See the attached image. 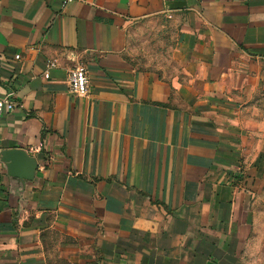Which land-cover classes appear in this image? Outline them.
Returning a JSON list of instances; mask_svg holds the SVG:
<instances>
[{
    "label": "crops",
    "instance_id": "obj_1",
    "mask_svg": "<svg viewBox=\"0 0 264 264\" xmlns=\"http://www.w3.org/2000/svg\"><path fill=\"white\" fill-rule=\"evenodd\" d=\"M60 3L0 0V264H246L264 0ZM164 16L174 67L135 69L130 27Z\"/></svg>",
    "mask_w": 264,
    "mask_h": 264
},
{
    "label": "rangeland",
    "instance_id": "obj_2",
    "mask_svg": "<svg viewBox=\"0 0 264 264\" xmlns=\"http://www.w3.org/2000/svg\"><path fill=\"white\" fill-rule=\"evenodd\" d=\"M175 36V26L168 16L135 23L128 32L126 56L134 68L140 71L155 72L173 68L177 58ZM261 157L260 175L250 178V202L255 224L254 233L247 243L246 264H264V144Z\"/></svg>",
    "mask_w": 264,
    "mask_h": 264
},
{
    "label": "built area",
    "instance_id": "obj_3",
    "mask_svg": "<svg viewBox=\"0 0 264 264\" xmlns=\"http://www.w3.org/2000/svg\"><path fill=\"white\" fill-rule=\"evenodd\" d=\"M73 0H61L59 9L63 11ZM18 58V56H16ZM55 67V61H47L43 77L48 79L49 70ZM68 93L79 97L85 98L89 93V77L87 69L82 64H77L69 72L67 77ZM16 106L13 101V93L6 94L0 98V118L6 110H13ZM1 150V145H0Z\"/></svg>",
    "mask_w": 264,
    "mask_h": 264
},
{
    "label": "water",
    "instance_id": "obj_4",
    "mask_svg": "<svg viewBox=\"0 0 264 264\" xmlns=\"http://www.w3.org/2000/svg\"><path fill=\"white\" fill-rule=\"evenodd\" d=\"M183 2H180V1H175V2H173L172 4H170V8L171 9H179L182 5H184V4H182ZM7 153H9V152H7ZM6 153V154H7ZM13 153V152H12ZM14 153H16L18 156H22V151H20V152H14ZM0 156H1V153H0ZM2 156H4L3 154H2ZM5 157V156H4Z\"/></svg>",
    "mask_w": 264,
    "mask_h": 264
}]
</instances>
